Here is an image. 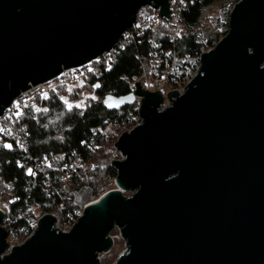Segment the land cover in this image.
I'll return each instance as SVG.
<instances>
[{"label":"water","instance_id":"95a60500","mask_svg":"<svg viewBox=\"0 0 264 264\" xmlns=\"http://www.w3.org/2000/svg\"><path fill=\"white\" fill-rule=\"evenodd\" d=\"M170 1L0 0V116L30 87L110 53L142 7L169 20ZM137 87L143 122L116 142L117 188L68 232L46 215L0 264H100L117 227L126 250L114 264H264V0L234 6L228 34L163 112L159 93Z\"/></svg>","mask_w":264,"mask_h":264},{"label":"trees","instance_id":"16d2710c","mask_svg":"<svg viewBox=\"0 0 264 264\" xmlns=\"http://www.w3.org/2000/svg\"><path fill=\"white\" fill-rule=\"evenodd\" d=\"M223 1L195 0L184 13V23L192 28L200 25L204 10ZM230 13L231 10L225 15L227 23L220 25L225 36L229 32ZM214 36L215 32L207 30L206 44L199 41L196 31L174 40L169 25L156 26L146 32L142 41L127 42L123 48L116 46L111 69L103 67L88 75L71 92L70 87L64 86L56 93L29 102L16 126L25 139L26 149L10 137L0 141V203L6 211L2 227L7 239L13 233L22 243L31 235L34 227L29 221L34 219L35 208L41 215L55 216L59 227H64L77 220L87 204L104 194L118 177L113 165L117 155L115 143L139 122L133 104L115 109L106 101L129 96V81L123 77L132 80L144 72L151 75L153 51L160 60L167 56H197L204 46H212ZM97 84L99 88L94 87ZM83 92L92 94L84 108L68 107L63 101L68 95L70 102H77ZM7 144L12 145L11 149L5 147ZM61 154L66 155L67 161H80L82 165L68 173L65 180L56 181V171L49 170L45 177L43 172L27 173L18 167V162L31 163L33 158Z\"/></svg>","mask_w":264,"mask_h":264},{"label":"built area","instance_id":"2783aa9c","mask_svg":"<svg viewBox=\"0 0 264 264\" xmlns=\"http://www.w3.org/2000/svg\"><path fill=\"white\" fill-rule=\"evenodd\" d=\"M194 3L195 0H171L169 2V12H170L169 20H165L161 16L160 11L156 10L153 5H147L142 7L137 12L135 22L133 23L132 28L127 30L123 34L122 38L120 39L119 43L116 46H118V48H123L127 42H135L140 40L142 41L145 38V34L149 29L154 28L156 26H165V25H169L173 29L174 40L188 36L189 34L196 31L199 41L202 44H206L208 39L207 37H205V31L203 28L204 26L203 23L205 22L204 21L205 19L202 20L200 25L194 28L188 26L183 21L184 13L188 10L189 6ZM224 23H227V21H224ZM214 37L215 38L212 42V46L209 48L207 47L208 45L204 46L202 52L197 56H192V57L167 56L162 60H160L156 56L157 54L153 51L152 62H151V75H148L147 72H144L141 77H136L132 80H129L127 77H123V80L129 81V91H130L129 95H133L135 97L133 106L139 117V122L134 127L142 124L143 122V119L141 117V109L143 107L144 97H140L136 95L138 90L137 85L141 87V90H143L148 94L159 93L161 95L163 102L160 104L158 111L163 112L165 109L170 107L172 103L176 100V97H170L171 94L181 96L186 92L188 85L193 81V79L195 78V76L197 75V73L201 68V61L203 55L206 52L214 49L217 46V44L225 37L224 30L222 31L221 29H218L215 32ZM151 48L155 49V46L151 45ZM115 52H116V48H114L110 53L103 55L102 57L84 65L83 67L63 70L62 73L57 78L45 84L32 86L28 91L21 93L19 97H17L13 101V103L8 108H6L2 113V115L0 116V141H2L5 137H10L19 146L23 147V149H26L24 137L16 130V126H18L20 122V118L23 113L24 107L38 96H45L50 92L56 93L60 87L78 86L85 80V78L88 75L96 73L103 67L105 69H111L112 59ZM97 61H99V63H97ZM160 61H162V63ZM11 147L9 149H11ZM120 154L122 156V159L119 161H122L123 159H125V157L121 152ZM80 164H81L80 161L77 163H72L67 161L66 155L61 154V155H52V156L44 157L43 159L33 158L31 160V163L18 162V167L24 169L25 172L27 173L43 172L45 177H48L49 170L56 171V176H57L56 181H57V180H65L68 173L75 171L79 166L82 167V165ZM124 193L125 192H123V195ZM0 210L5 214L6 217V211L1 203H0ZM83 212L84 210L80 213L79 218L83 215ZM45 216L46 215L42 216L41 218L38 219L37 222L34 223H33V219H30L29 221L30 225L34 227L33 231L38 227L40 221ZM55 219H56L55 226L63 232L70 231L74 226V224L78 221V219L75 220L73 223L68 224V227L65 230H62L58 227V219L56 217ZM117 229H119L121 232L120 228L117 227ZM110 237H112L111 234ZM12 238L14 239L13 242L7 239L9 248L0 257L2 260L4 259L5 256L11 253L13 248H16L22 244L19 243L18 239L13 235V233H12ZM110 252L98 255V257L100 258V264H102V257L109 254Z\"/></svg>","mask_w":264,"mask_h":264},{"label":"rangeland","instance_id":"374dc122","mask_svg":"<svg viewBox=\"0 0 264 264\" xmlns=\"http://www.w3.org/2000/svg\"><path fill=\"white\" fill-rule=\"evenodd\" d=\"M240 1L241 0H224L223 2L215 3L209 8L205 9L204 16H203V20L205 19L204 20L205 22L203 23V25L205 26L204 29L211 30L213 32H216L218 29H221L223 31L224 29H222L220 25L221 23H224V21H226V17H225L226 13H229V11L232 10L234 6ZM207 30H205V32H207ZM73 88L75 87H70V92L73 91ZM69 97L70 96L68 95L63 97V101L68 105V107L78 106L80 108H84L85 102L88 99L92 98V94H89L88 92H83L82 99L77 102L76 101L70 102ZM114 150L117 153V155H115V159L113 160V162L121 160L122 156L120 152L116 150V147ZM114 188L115 186L113 183L104 193L110 190H113ZM131 195H132V192L130 191L124 193V197H127V198L130 197ZM33 214H34L33 223L37 222L39 218L44 216V215H41V211L38 208H35L33 210ZM58 227H59V221H58ZM67 227H68V224H66L64 227H59V228L62 230H65ZM120 233H121L120 230L117 228H115L112 231L111 236L114 239L113 251L102 257V264H114L117 261L118 257L120 256V254L126 250V246H125L126 242L121 237ZM9 240L12 242L14 241L13 238ZM114 253H117V255L114 256L113 255Z\"/></svg>","mask_w":264,"mask_h":264},{"label":"snow or ice","instance_id":"6c2138e0","mask_svg":"<svg viewBox=\"0 0 264 264\" xmlns=\"http://www.w3.org/2000/svg\"><path fill=\"white\" fill-rule=\"evenodd\" d=\"M97 63H99V61H97ZM94 87H97V88H99V87H100V85H99V84H97V85H94ZM93 99H95V97H93ZM110 106H112V105L110 104ZM5 147H8V148H10V147H11V145H5Z\"/></svg>","mask_w":264,"mask_h":264},{"label":"bare ground","instance_id":"6f19581e","mask_svg":"<svg viewBox=\"0 0 264 264\" xmlns=\"http://www.w3.org/2000/svg\"><path fill=\"white\" fill-rule=\"evenodd\" d=\"M116 188H117V187L115 186V188H114V189H116ZM114 189H113V190H114Z\"/></svg>","mask_w":264,"mask_h":264}]
</instances>
